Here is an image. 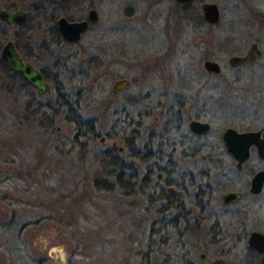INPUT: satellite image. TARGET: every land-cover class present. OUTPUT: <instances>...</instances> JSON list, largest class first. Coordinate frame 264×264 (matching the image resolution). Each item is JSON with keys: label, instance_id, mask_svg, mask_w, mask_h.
I'll return each instance as SVG.
<instances>
[{"label": "rangeland", "instance_id": "rangeland-1", "mask_svg": "<svg viewBox=\"0 0 264 264\" xmlns=\"http://www.w3.org/2000/svg\"><path fill=\"white\" fill-rule=\"evenodd\" d=\"M31 1L3 0L0 10L7 3L26 9ZM95 1L99 21L78 45L52 43V25L30 34L40 55L35 66L49 78L47 95L36 97L44 116L27 109L20 87L8 89L0 82V193L8 184V264H180L182 247L195 264L200 253L242 264L249 233L264 229V195L250 207L248 191L264 159L252 154L237 170L222 135L228 128L262 127L264 0H204L220 9L216 49L189 24L181 23L176 36L173 29L147 28L138 0ZM82 7L72 16L85 13ZM0 29L1 48L11 41L22 49V27L0 23ZM253 42L262 58L249 71L254 77L241 80L251 89L236 109L227 60ZM167 46L171 55L165 66L148 69ZM206 50L224 67L217 84L202 67ZM120 79L131 83L116 94L112 85ZM181 99L209 131L189 130L177 107ZM107 156L123 167L125 188L103 171L111 162ZM237 192L242 201L224 208L221 196ZM200 216V222L193 221Z\"/></svg>", "mask_w": 264, "mask_h": 264}, {"label": "flooded vegetation", "instance_id": "flooded-vegetation-1", "mask_svg": "<svg viewBox=\"0 0 264 264\" xmlns=\"http://www.w3.org/2000/svg\"><path fill=\"white\" fill-rule=\"evenodd\" d=\"M205 4H214L218 7L217 4L207 3L204 0H138V2H137V6H139V13L142 14L141 16L144 17L143 15H147L146 20L148 19V21H149V23H148L149 26L147 28H149V27L153 28L154 27V28H162L163 30L164 29H166V30L173 29L174 30L173 33L176 36V35H179L178 30L182 26L181 23H183V24L185 23V25L189 24V26L192 27L193 29H199L200 31H202L203 39H206L204 41L205 44H208L209 46H213L216 49V48H219V39L217 38L218 33H217V30L215 28H217L219 26L220 9L218 7L219 21L216 24L208 23L204 19V14H203V10H202V7ZM97 5H99V3H98V1H95V0H33V1H31V3L29 4V6L26 9L23 8L21 10H14L11 8L10 10L9 9L6 10L10 13L20 11V12H23L26 14V21L22 25L13 26V25L8 24V26H11V27H22V39H20V41H23L22 42V49L17 48V46L13 42L12 43L14 44V47H15L17 53L19 54V57L22 59V61L24 63H28L34 70H36L38 73H40V75L42 76L43 80L45 81V83L48 85L49 88H50V85L47 82V80L49 78L46 76V73L44 72V70L35 66V62H38L40 55L35 54V49L32 45V41L30 39V34L32 33V31L36 27L40 28L42 26V24L52 25V27H51L52 33L50 32V34L48 35L49 39H50V37H52V40L50 39V41H52V43L54 42L55 44L61 43L62 45L76 46L83 40L84 35L90 30V28L99 21V15L97 12ZM82 6L85 7V13L80 14V16L77 18L73 17L72 16L73 12L80 10ZM2 10H5V9H2ZM60 20H65L69 24L86 23V27L80 33L78 40H75V41L68 40V39L64 38L63 34L60 31V27H59V21ZM257 20H258V22H261L262 17L258 16ZM2 23H4V22H2ZM141 24L143 25V23H141ZM143 26H147V25H143ZM204 26L208 27V30H206L205 32L203 31ZM259 26H260V24H259ZM263 28H264V26H263ZM144 30H146V28ZM148 30H150V29H148ZM206 36H208L209 38H207ZM167 39H169V38H167ZM170 41H172V39H169V42ZM213 43H214V45H213ZM44 45H46V44H44ZM252 45H256L257 50L259 51V54L257 56H255V58L252 61L243 62V63H235V62L232 63L231 62L232 58H236V59L245 58L247 53L249 52L250 48L252 47ZM164 46H165V44H164ZM171 46H167V48L163 50V54L161 56L155 58V60L151 64H149L148 69H151V68L162 69L165 66V61H166L167 57H169L171 55V50L169 49V47H171ZM44 50H45L44 47L41 48V50L39 48V53L44 54ZM19 51L20 52L22 51L21 55H20ZM209 53H210L209 50H206L204 53V56H202V59H201L202 60V67H203V70L206 74L207 79L209 81H214L217 84L218 79L221 76L222 70H224V67L222 66V63L218 59V57L215 56V54H213V56L211 57L209 55ZM261 58H262V54H261V50L258 46V43L253 42L249 45L247 50L240 52V54L236 53V54L230 56L227 60V63L229 65L230 69L232 70L231 71V77H230L232 80V84L231 83L230 84H231V86L233 85L234 91L237 93V94H235L233 91V93L236 95V97L234 96L232 98L233 99L232 101H233L236 109L239 108V102L240 101L241 102L247 101V95H249V90L251 89L250 86H249L250 89L246 86L243 87L241 85L242 84L241 80H246L247 78L252 79L254 77L253 74L250 73L249 71H251V69L260 62ZM207 62L213 63L214 65H216V67L218 69H216V68H214L213 70L207 69L205 67V63H207ZM120 80H128V79H120ZM120 80H117L116 82H118ZM128 81H129V85L120 92L114 91V84L116 83V82H114L112 85L113 92L116 94H120V93L124 92L125 90H127L130 86V83H131L130 80H128ZM186 83H187V81L184 80L183 81V84H184L183 87L185 89H187V87H188L187 85L185 87ZM26 84H27L26 98H28L27 109H29V108H34V109L35 108L36 109L41 108L42 104L37 103L36 97H44L45 95H47L49 88L45 94L40 95V94H38V92L35 88L30 86L28 83H26ZM197 84L199 85L200 82H197ZM199 87H201V85ZM200 89H202V88H200ZM30 92L33 93L35 96H33ZM242 93H245V96H243L244 94H242ZM29 95H31V97H29ZM249 98H250V96H249ZM180 101L181 102L177 104L178 106L177 105L176 106L178 107V109L182 108L184 110L185 119H186V121H188V127H189L190 131H191L190 124L193 122L206 124L209 126V130H210V125L208 123L201 122L198 114H196L195 116L191 115L189 110L191 109L193 112L194 109L192 107L189 108V105L186 102V100L181 99ZM260 122L262 124V127H260L259 129H255V130H245V131L239 132L233 128H228V129H233L239 134L258 133L259 139L264 140V113L260 117ZM192 133L194 135H199V134H196L194 132H192ZM222 141H223V135H222ZM118 151L121 152L122 149L119 148ZM226 153H228L233 158V160L235 161L234 156L231 153H229L227 150H226ZM133 154H134L133 157L136 158V156H137L136 152H134ZM252 154H255L259 160L264 159V158L263 159L259 158L257 147L255 145H252L250 147L249 158L247 161H249L251 159ZM247 161H245V163ZM245 163H243L241 168H237V162H236L235 167L237 168V170H241L243 168V166L245 165ZM5 164L8 165V159H6ZM263 171H264V169L257 170L256 172L252 173V175H251V179H250L249 184H248V191H249V195L251 197L250 198V205H249L250 207L254 206L251 203V201L256 200L257 198H260L261 196L264 195V182L262 184L261 189L257 193L252 192V185H251L254 176L256 174H258L259 172H263ZM6 172H8V166L6 167ZM7 179H8V176H7ZM5 186H6L5 193L4 194L0 193V264H8V184H5ZM237 193H240V192H237ZM240 194L242 195L240 200H238L235 203L229 204V205H223L221 202L222 206L224 208H230V207L237 205L244 198V195L242 193H240ZM159 198H161V197L159 196ZM168 199H169V197H168ZM168 199H166L168 202V206H171V204H170L171 202ZM261 206L263 208L262 213H263V217H264V203H261ZM251 211H252V208L250 209V212ZM248 213H249V211H247V215H248ZM179 215H180V217H182L183 220L187 219V214L186 215L185 214H179ZM200 218H201V216L199 218L198 217L193 218V221L194 222H200V220H201ZM263 227H264V225H263ZM22 232H24V231H22ZM253 233H259L264 237V229H262V231L253 230L249 233V235L247 237V245L248 246L246 248L245 258H244L242 264H262L261 260H262V258H264V251L262 253H260L257 247L250 244V238H251ZM178 250H180L179 252L181 253L180 257H178L180 264H195L194 260L189 258L188 248L182 247V248H179ZM202 256H205L206 259H208L210 261V263H212V264H215V263L230 264L228 262V260L226 258H224L223 256L219 255V256L211 257V256H208L204 253H200V255L198 257L197 264H201V257ZM171 258H173V256H171ZM26 264H29V263H26ZM32 264H43V263H42V260H37V261L35 260Z\"/></svg>", "mask_w": 264, "mask_h": 264}, {"label": "water", "instance_id": "water-1", "mask_svg": "<svg viewBox=\"0 0 264 264\" xmlns=\"http://www.w3.org/2000/svg\"><path fill=\"white\" fill-rule=\"evenodd\" d=\"M204 19L208 23L216 24L219 21L218 7L214 4H205L202 7ZM94 14V13H93ZM0 21L5 24L20 26L26 21V14L23 12L10 13L6 10L0 11ZM60 31L65 39L78 40L80 33L86 27V23L69 24L65 20L59 21ZM259 54L256 45H252L246 57L243 59L232 58V63H243L252 61ZM0 58L6 62L9 69L19 75L26 83L35 88L38 94H45L48 90V85L43 80L40 73L34 70L28 63H24L19 57L14 44L7 41L0 50ZM207 69H218L211 62L205 63ZM215 69V70H216ZM218 71V70H217ZM129 85L128 80H120L114 84V91L120 92ZM190 129L196 134H203L209 131V126L206 124L193 122L190 124ZM223 142L226 150L234 156L237 162V168H241L243 163L249 158V150L252 145L257 147L258 156L264 158V140L259 139L258 133H243L239 134L233 129H227L223 134ZM264 182V171L256 174L252 180V192L257 193ZM240 193H225L221 196L223 205H229L240 200ZM250 244L257 247L259 252L264 251V237L259 233H253L250 238ZM261 263L264 264V258ZM201 264H212L205 256L201 257ZM218 264V263H215Z\"/></svg>", "mask_w": 264, "mask_h": 264}, {"label": "trees", "instance_id": "trees-1", "mask_svg": "<svg viewBox=\"0 0 264 264\" xmlns=\"http://www.w3.org/2000/svg\"><path fill=\"white\" fill-rule=\"evenodd\" d=\"M0 1L3 3V0H0ZM8 9L10 10L11 8L8 7V3H7L6 10H8ZM0 23L6 25L5 23H2V22H0ZM3 40H4V35L2 33V30L0 29V48H1ZM19 41H20V39H19ZM18 43L20 44V42H18ZM0 82L4 88L8 87V89H11L14 87L15 88L20 87L21 92L24 95L27 94V90H26L27 84L22 80V78L20 76H18L16 73L11 71L9 69L8 65L6 64V62L4 60H2L1 58H0ZM29 97H31V95H29ZM26 105H27V102H26ZM35 110L40 111V109H36V108H35ZM40 115L44 116L45 114H43L41 112ZM25 119H26V117H25ZM47 127L50 128L51 126L47 125ZM107 157L111 160V162H108V163L102 165L103 171L105 173H107V175L112 176L118 185L125 188L128 185V182L122 180V176L125 175V173L123 171V167H121V165L118 164V161L116 160L117 158H114V157L110 158L109 156H107ZM97 181L98 180L95 179V184H98Z\"/></svg>", "mask_w": 264, "mask_h": 264}]
</instances>
